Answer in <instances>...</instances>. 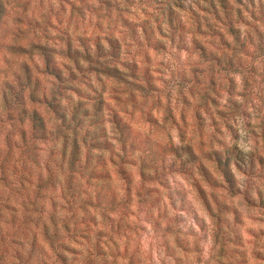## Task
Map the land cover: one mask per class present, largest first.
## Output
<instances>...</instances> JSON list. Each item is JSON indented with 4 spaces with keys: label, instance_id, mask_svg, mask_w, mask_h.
<instances>
[{
    "label": "rangeland",
    "instance_id": "rangeland-1",
    "mask_svg": "<svg viewBox=\"0 0 264 264\" xmlns=\"http://www.w3.org/2000/svg\"><path fill=\"white\" fill-rule=\"evenodd\" d=\"M5 1L6 12L0 18V113L3 114L0 118V199H15V195L19 201L28 190L22 192V188L11 181H16V175H21L29 177L35 184L41 166L59 157L62 148L60 140L33 137L28 119L21 122L4 115L1 105L3 90L7 84L16 83V76L24 73L25 63L39 77V92L44 87L49 91L52 77L44 73L42 58L34 45L46 44L62 49L68 35L77 45L82 37L92 39L97 35L110 34L120 40L124 59L137 62L141 72L149 71L156 90L152 89L147 99L136 90L139 103L135 109L129 98L122 102L114 100L116 95L109 90L116 83L106 81L105 96L112 106L119 109L128 105L133 112V131L148 136L151 148L169 142L174 145L190 143L197 152L237 147L247 154L251 152L264 158V18L258 13L257 0L255 3L229 0L234 5L233 10L241 9L240 16L235 12L233 25L240 30L244 46L234 40V35L228 30V19L219 21L215 17L216 10L222 11L217 0L215 8L211 7L209 0H112V8L108 11L101 0ZM169 6L174 8L175 23L179 20L183 23L176 33L171 32L168 20L162 14V9ZM191 11H195V17L202 21L203 33L197 35L204 39L207 57L192 43L197 23L190 18ZM220 15L224 16V13ZM221 35L229 43V48L223 45L225 54L228 51L229 55H235L233 49L239 50L234 57V65H227L231 68L228 71L212 61L215 54L221 60L225 58L223 52L215 50L220 46ZM11 43L27 46L28 52L14 51ZM251 64H255V72H241ZM213 67L216 70L212 72L214 86L210 84L211 75L205 74ZM244 75L249 79L248 85H245ZM93 82L95 87L101 88L95 78ZM205 86L214 96L207 102L201 95ZM119 87L125 91L124 84ZM85 90L90 92L91 87H85ZM34 106L45 116L48 127L52 126L51 112L46 106ZM107 125L112 127L111 123ZM23 129L26 130L27 143L22 139ZM104 152L108 163L105 170L109 175L111 173V177L109 183L98 190L109 196L115 188L122 195L125 183L110 163L109 152ZM206 163L214 170L211 162L206 160ZM131 167L132 202L127 215H122L121 207L113 210L112 205L104 206L114 229L121 231L120 235L113 234V241L121 249L118 250L119 263L264 264V164L258 162L251 175L237 172L242 188H248L246 195L216 190L218 204L212 200L211 212L204 206L190 175L183 172L171 173L165 185L143 184V190L150 187L154 190L147 196L143 193L139 198L135 194L139 188L137 166ZM3 178L8 180L3 181ZM74 182L77 185L82 182L80 190L87 189L89 195H95L87 177L76 176ZM10 184L16 190L11 191L13 186ZM203 185L208 192L212 191ZM62 186L49 189L48 196H59ZM94 208L90 210L94 211ZM16 209L19 212L21 208ZM94 212L97 223L102 225L103 210L97 208ZM2 213L7 211L3 209ZM119 218L122 222L120 229L117 228ZM3 220L0 219L1 230L11 232V235L0 240V264L31 262L33 254L44 263H51L48 250L46 253L49 255L34 251L31 257L29 246L19 244L24 237L21 230L4 225ZM80 242L82 244L73 246L82 253L78 256V264H85L89 241L80 237Z\"/></svg>",
    "mask_w": 264,
    "mask_h": 264
},
{
    "label": "trees",
    "instance_id": "trees-1",
    "mask_svg": "<svg viewBox=\"0 0 264 264\" xmlns=\"http://www.w3.org/2000/svg\"><path fill=\"white\" fill-rule=\"evenodd\" d=\"M209 1L212 8H215L218 1L224 16L220 15L219 9L214 12L215 17L219 21L227 18L228 30L234 35V40L241 43L240 30L233 25L235 22L233 16L235 12L240 16L241 9L233 10L234 5H231L229 0ZM236 1L241 2V0ZM250 1L255 3V0ZM5 3V0H0V18L6 12ZM101 3L107 11L112 8V0H101ZM257 3H259L258 13L264 18V0H257ZM162 14L167 18L172 33H176L183 26L180 20L175 23L174 8L165 7L162 9ZM195 14V11H191L190 18L197 23L192 43L197 51L206 56L208 50L204 39H199L197 35L203 33L202 21L195 17ZM207 26L211 27L210 24ZM207 34H210V31ZM225 40L227 39L221 35L220 46L215 49L221 54L222 52L225 54L224 44L229 48V43ZM64 41L65 46L62 49L46 44L34 45L42 58L44 73L52 77V87L49 91H45L44 87L39 92L41 87L39 77L24 63V73L16 76L15 84H7L1 99L4 115L13 116L21 122L28 119L33 137L56 142L60 140L62 144L59 157L41 166L35 184L29 177L21 175H16V181H11L12 184L16 182V186L22 188V192L27 189V194L19 201L15 195V199L10 198L11 201L9 197L0 199V219H4V225L21 230L24 237L19 244L29 246L31 257L34 251L49 255L46 253L48 250L51 255V263H44L38 255L33 254L31 262L24 261L22 264H78V256L82 253L73 245L82 244L80 237L89 241L85 264H121L117 260L120 256L118 250L121 249L113 241V234L120 235L121 231L117 232L114 229L111 217L104 211V206L112 205L113 210L121 207L122 215H127L126 212L132 202L131 165L137 166L139 188L137 187L135 194L139 198L143 193L147 196L154 190V187L143 190V184L165 185L167 177L173 172L190 175L193 186L210 212L212 200L218 204L216 190L224 189L231 195L248 193V188L245 190L242 188L243 184L239 182L237 172L253 174L255 165L258 162L264 164V158L251 152L247 154L237 147H229L224 151L203 149L197 152L190 143L174 145L169 142L151 148V145L148 146L150 142L148 136L133 131V112L128 109V105L119 109L116 105L112 106L105 96L106 81L116 83L117 86L112 84L109 90L116 95L113 96L114 100L122 102L129 98L135 109L139 103L135 95L136 90L142 92L141 97L145 99L149 98L148 93L152 89L156 90L152 78L148 75L149 71L141 72L137 62L124 59L120 40L110 34L97 35L92 39L82 37L77 45L70 35L65 37ZM241 44L244 46L243 43ZM10 46L17 52H28V47L25 45L11 43ZM237 49H233L235 55H229L227 51L222 60L215 54L212 61L222 70L228 71L231 68L227 65L231 67L234 65V57L239 51ZM212 53L214 51H211ZM215 71L213 67L205 71V74L212 77L214 74L212 72ZM241 72L245 74L255 72V64L254 66L251 64L247 70ZM93 78L97 83L99 82L101 88L94 86ZM244 80L245 85H248L249 79L245 75ZM121 84H124L125 91L123 88L120 89ZM210 84L214 86L213 77ZM85 87H91V91L88 92ZM73 94L77 97L74 98ZM201 95L206 102L214 98L206 86L201 90ZM34 104L46 106L51 112L52 126L48 127L49 123L46 122L45 116ZM148 114L146 112V115ZM2 117L3 114L0 113V118ZM108 123H111L112 127H109ZM25 132L26 130L23 129L22 139L27 143ZM83 149H85V157ZM93 150L97 152L94 153ZM104 151L109 152L110 163L125 183L122 195L115 188L113 194L109 196L102 195L98 190L99 187L108 184L111 177V173L109 175L105 170L108 163L103 155ZM94 156H96L95 160ZM206 160L211 162L214 170H211ZM76 176L82 179L87 177V182L95 192L94 196L89 195L87 189L80 190L82 182L77 185L74 182ZM203 183L212 188V191L208 192ZM12 184H10L13 186L11 191H14L16 189ZM59 185H63L61 194L48 196V190ZM82 194L86 196L82 197ZM139 198L138 202H140ZM7 201H10L9 204ZM17 207L21 208L19 212ZM93 207H95L94 211L97 208L99 211L103 210L102 225L96 221V212L90 210ZM3 209L7 213H2ZM121 223L119 218L117 228H121ZM97 225L99 227H95ZM5 235H11V232H3L0 228V240H3Z\"/></svg>",
    "mask_w": 264,
    "mask_h": 264
}]
</instances>
